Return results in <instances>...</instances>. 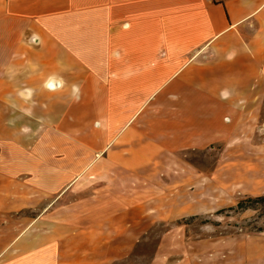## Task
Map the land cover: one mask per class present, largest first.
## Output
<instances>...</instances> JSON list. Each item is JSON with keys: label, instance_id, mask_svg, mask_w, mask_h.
<instances>
[{"label": "rangeland", "instance_id": "374dc122", "mask_svg": "<svg viewBox=\"0 0 264 264\" xmlns=\"http://www.w3.org/2000/svg\"><path fill=\"white\" fill-rule=\"evenodd\" d=\"M61 76L79 90L30 108L34 136L7 137L17 123L0 117L1 256L56 245L51 256L114 254L110 264H264V209L236 208L264 194V104L227 141L129 149L119 135L155 133L159 106L118 104L111 74L104 91L84 88L96 73ZM123 111L132 121L113 122ZM18 236L24 245L2 253Z\"/></svg>", "mask_w": 264, "mask_h": 264}, {"label": "crops", "instance_id": "0c3cea01", "mask_svg": "<svg viewBox=\"0 0 264 264\" xmlns=\"http://www.w3.org/2000/svg\"><path fill=\"white\" fill-rule=\"evenodd\" d=\"M77 71L97 74L86 80L90 91H104L111 74L108 89L118 104L159 106L160 119L147 126L155 133L130 125L119 135L129 149L227 141L249 107L264 104V0H0V117L17 123L7 137L34 136L40 114L30 108L72 96L78 87L61 75ZM23 120L31 127L22 128ZM116 120L132 118L123 111ZM19 238L1 244L2 253L24 245ZM52 250L58 246L0 254V264L115 260L86 253L73 260Z\"/></svg>", "mask_w": 264, "mask_h": 264}, {"label": "trees", "instance_id": "16d2710c", "mask_svg": "<svg viewBox=\"0 0 264 264\" xmlns=\"http://www.w3.org/2000/svg\"><path fill=\"white\" fill-rule=\"evenodd\" d=\"M236 208H239L241 211L249 208L254 210L264 209V194L240 200L238 201Z\"/></svg>", "mask_w": 264, "mask_h": 264}, {"label": "clouds", "instance_id": "9594fccd", "mask_svg": "<svg viewBox=\"0 0 264 264\" xmlns=\"http://www.w3.org/2000/svg\"><path fill=\"white\" fill-rule=\"evenodd\" d=\"M49 87H51V85H49ZM24 131H28V129H24Z\"/></svg>", "mask_w": 264, "mask_h": 264}, {"label": "built area", "instance_id": "2783aa9c", "mask_svg": "<svg viewBox=\"0 0 264 264\" xmlns=\"http://www.w3.org/2000/svg\"><path fill=\"white\" fill-rule=\"evenodd\" d=\"M212 1H219V0H212Z\"/></svg>", "mask_w": 264, "mask_h": 264}]
</instances>
